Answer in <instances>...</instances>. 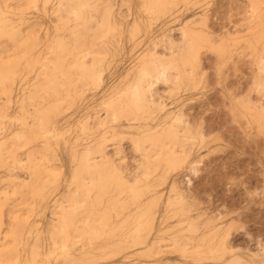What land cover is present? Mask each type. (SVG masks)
<instances>
[{
    "label": "rangeland",
    "instance_id": "374dc122",
    "mask_svg": "<svg viewBox=\"0 0 264 264\" xmlns=\"http://www.w3.org/2000/svg\"><path fill=\"white\" fill-rule=\"evenodd\" d=\"M0 264H264V0H0Z\"/></svg>",
    "mask_w": 264,
    "mask_h": 264
}]
</instances>
